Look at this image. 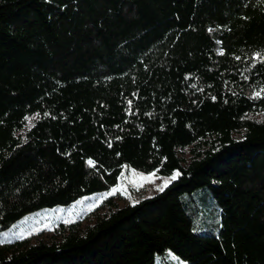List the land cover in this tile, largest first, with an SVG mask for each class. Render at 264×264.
<instances>
[{
  "label": "trees",
  "instance_id": "trees-1",
  "mask_svg": "<svg viewBox=\"0 0 264 264\" xmlns=\"http://www.w3.org/2000/svg\"><path fill=\"white\" fill-rule=\"evenodd\" d=\"M262 61L264 0H0V230L122 167L179 172L0 244V264H264ZM199 187L218 212L205 232L185 212Z\"/></svg>",
  "mask_w": 264,
  "mask_h": 264
},
{
  "label": "rangeland",
  "instance_id": "rangeland-1",
  "mask_svg": "<svg viewBox=\"0 0 264 264\" xmlns=\"http://www.w3.org/2000/svg\"><path fill=\"white\" fill-rule=\"evenodd\" d=\"M31 117L26 121L28 126ZM238 136V133H234ZM184 159L188 158V148L180 153ZM177 171L169 175L151 176L153 172L143 173L130 167H122L117 182L109 190L96 191L82 195L74 201L65 205H54L30 211L22 215L10 226L0 230V244L10 242L20 237H26L31 242L36 239L48 240L52 235L53 228L58 223H68L79 220L83 226L93 219L94 214H101L105 211L103 207L94 209L108 195H113L117 205L133 203L140 198L157 192L158 187L163 185L165 180ZM142 177L148 179L142 180ZM142 184V186H140ZM118 189L114 194L112 189ZM192 200L186 202L185 212L191 219L193 228L198 232L213 230L217 220L218 212L215 202L208 190L199 187L192 191ZM153 264H185L168 250L154 255Z\"/></svg>",
  "mask_w": 264,
  "mask_h": 264
},
{
  "label": "snow or ice",
  "instance_id": "snow-or-ice-1",
  "mask_svg": "<svg viewBox=\"0 0 264 264\" xmlns=\"http://www.w3.org/2000/svg\"><path fill=\"white\" fill-rule=\"evenodd\" d=\"M210 31H212V30L210 29ZM221 54H223V53L221 52ZM256 55H257V56H260L261 53H257ZM262 63H264V61H262ZM256 95L259 96V93H257ZM129 104H131V101H129ZM34 118H35V117H33V119H34ZM26 119H28V118L26 117ZM92 163H93L92 161H89V164H92ZM150 175H151V176H155V173H152V174H150ZM178 177H179V172H175V173L170 177V179H169V180H165L164 183H163V185L159 186L157 190L162 192V191L164 190V188L168 186V183H169L171 180H175V179H177ZM141 179H142V180H146V179H148V178H147V177H142ZM140 186H142V184H141ZM117 190H118V189L114 188V189L111 190V193L114 194Z\"/></svg>",
  "mask_w": 264,
  "mask_h": 264
}]
</instances>
